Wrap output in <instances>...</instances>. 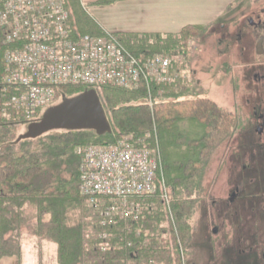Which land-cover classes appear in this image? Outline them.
Listing matches in <instances>:
<instances>
[{"label":"trees","instance_id":"obj_1","mask_svg":"<svg viewBox=\"0 0 264 264\" xmlns=\"http://www.w3.org/2000/svg\"><path fill=\"white\" fill-rule=\"evenodd\" d=\"M68 8L74 30L104 34L80 0H68ZM206 28L188 25L174 34L113 33L134 55H167L181 61L175 63L178 74L171 84L153 88L152 106L143 102L145 88H97L107 119L100 131H51L18 141L15 128L28 124L0 92V258L22 263L20 227L28 221L26 208L32 207L35 234L56 245L57 264H182L181 248L191 241L190 220L199 207L204 171L212 152L237 125L231 112L194 95L192 81L183 74L190 42ZM2 57L0 36V73ZM87 90L61 88L64 98ZM147 132L151 137L143 144L158 148L169 205L158 196L139 199L136 220L115 217L112 223L103 222L80 192L81 158L76 149L116 144L124 137L138 145Z\"/></svg>","mask_w":264,"mask_h":264},{"label":"built area","instance_id":"obj_2","mask_svg":"<svg viewBox=\"0 0 264 264\" xmlns=\"http://www.w3.org/2000/svg\"><path fill=\"white\" fill-rule=\"evenodd\" d=\"M69 19L68 0H0V92L27 124L62 101L63 87L145 88L143 102L152 106L153 88L177 77L175 63L181 57L134 55L113 33L81 34ZM150 137L145 133L138 145L124 137L116 144L77 148L80 192L103 222L136 220L139 199L158 196L169 205L158 148L143 144Z\"/></svg>","mask_w":264,"mask_h":264},{"label":"flooded vegetation","instance_id":"obj_3","mask_svg":"<svg viewBox=\"0 0 264 264\" xmlns=\"http://www.w3.org/2000/svg\"><path fill=\"white\" fill-rule=\"evenodd\" d=\"M253 3L245 10L240 6L233 34L221 43L227 50L233 40L243 71L235 82L240 97L234 113L237 125L223 141L232 190L227 198L203 207L206 231L211 227L216 238L208 241V264L221 258L229 261L223 264H264V0Z\"/></svg>","mask_w":264,"mask_h":264},{"label":"rangeland","instance_id":"obj_4","mask_svg":"<svg viewBox=\"0 0 264 264\" xmlns=\"http://www.w3.org/2000/svg\"><path fill=\"white\" fill-rule=\"evenodd\" d=\"M254 1L257 3L258 0H248L249 5L243 4V10L247 6L251 7L252 4H255ZM84 8L87 14L96 21L97 18L92 7L84 4ZM239 12V8H236L227 13L208 26L201 36L190 42L187 51L188 64L183 73L188 81H192L191 89L194 90V95L208 98L234 116V113L237 112L236 107L240 103L239 92L237 94L235 92V82L243 69L238 67L233 40L228 42L230 44L227 50L221 46V43L227 36L233 34L234 27L239 21ZM26 127L27 125L17 126L15 128L16 136L25 133ZM226 142L220 144L212 152L204 171L203 192L200 195L199 207L190 220L191 241L186 249L181 248L182 264H208L212 257L208 241L216 240V238L211 237V227H209V232L206 231L207 218L203 207L207 201L210 203L213 199L227 198L232 190L229 182ZM228 145L232 148L234 142ZM168 191L170 194L169 188ZM25 216L28 221L20 227L21 264H57L56 245L35 234L37 228L35 209L27 207ZM47 220L48 217H44V221ZM212 225L210 224V226ZM225 260L228 261L225 258L218 259L215 264H223ZM0 264H16V259L0 258Z\"/></svg>","mask_w":264,"mask_h":264},{"label":"crops","instance_id":"obj_5","mask_svg":"<svg viewBox=\"0 0 264 264\" xmlns=\"http://www.w3.org/2000/svg\"><path fill=\"white\" fill-rule=\"evenodd\" d=\"M80 1L83 7H92L97 19L91 18L109 33L174 34L188 25L208 27L243 4L249 5L248 0Z\"/></svg>","mask_w":264,"mask_h":264},{"label":"water","instance_id":"obj_6","mask_svg":"<svg viewBox=\"0 0 264 264\" xmlns=\"http://www.w3.org/2000/svg\"><path fill=\"white\" fill-rule=\"evenodd\" d=\"M106 120L97 92L87 90L48 108L38 121L27 125L18 141L36 139L51 131H100L105 128Z\"/></svg>","mask_w":264,"mask_h":264}]
</instances>
